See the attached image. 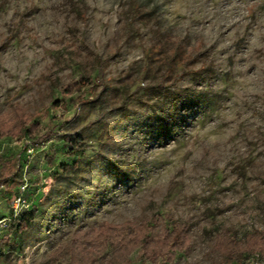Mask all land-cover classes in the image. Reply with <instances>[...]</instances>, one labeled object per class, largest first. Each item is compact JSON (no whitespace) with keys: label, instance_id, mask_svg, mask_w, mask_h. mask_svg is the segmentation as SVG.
<instances>
[{"label":"rangeland","instance_id":"1","mask_svg":"<svg viewBox=\"0 0 264 264\" xmlns=\"http://www.w3.org/2000/svg\"><path fill=\"white\" fill-rule=\"evenodd\" d=\"M20 194L0 264L149 220L171 264H264V0H0V218Z\"/></svg>","mask_w":264,"mask_h":264},{"label":"trees","instance_id":"2","mask_svg":"<svg viewBox=\"0 0 264 264\" xmlns=\"http://www.w3.org/2000/svg\"><path fill=\"white\" fill-rule=\"evenodd\" d=\"M67 144L69 152L73 154L83 145V141L77 136L69 138ZM33 220L32 212H25L11 220L15 223L17 238L30 227ZM153 228L154 223L149 220L133 226L127 224L111 228L104 225L93 232L74 234L71 240L51 252L48 264H133L134 261L138 264H171L176 252L187 242L182 226L168 220L163 236L159 237L152 235ZM87 239L90 240L87 241L90 243L88 246L84 244ZM13 245L16 248L18 243ZM219 245L225 260L231 262L240 259L241 251L236 249L237 244L231 239L226 238Z\"/></svg>","mask_w":264,"mask_h":264},{"label":"built area","instance_id":"3","mask_svg":"<svg viewBox=\"0 0 264 264\" xmlns=\"http://www.w3.org/2000/svg\"><path fill=\"white\" fill-rule=\"evenodd\" d=\"M25 204H26V200L23 198L21 194L16 196L12 201L10 217L0 218V229L7 227L9 222L17 217L18 213L21 211V208L24 207Z\"/></svg>","mask_w":264,"mask_h":264}]
</instances>
